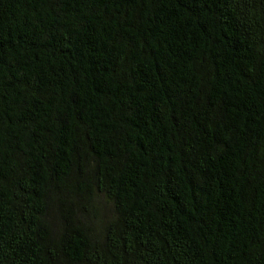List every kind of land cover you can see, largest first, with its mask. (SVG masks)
Returning a JSON list of instances; mask_svg holds the SVG:
<instances>
[{
	"label": "trees",
	"instance_id": "16d2710c",
	"mask_svg": "<svg viewBox=\"0 0 264 264\" xmlns=\"http://www.w3.org/2000/svg\"><path fill=\"white\" fill-rule=\"evenodd\" d=\"M0 264H264V0H0Z\"/></svg>",
	"mask_w": 264,
	"mask_h": 264
}]
</instances>
